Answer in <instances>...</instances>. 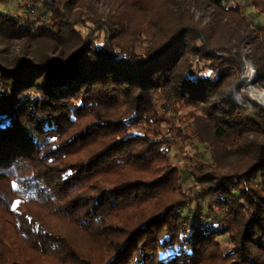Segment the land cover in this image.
Listing matches in <instances>:
<instances>
[{"label": "trees", "instance_id": "16d2710c", "mask_svg": "<svg viewBox=\"0 0 264 264\" xmlns=\"http://www.w3.org/2000/svg\"><path fill=\"white\" fill-rule=\"evenodd\" d=\"M44 9L50 27L0 13V38L30 48L0 58V264H264V108L237 87L256 45L264 89V26L224 0ZM184 110L212 161L187 169V189L170 143L190 138L165 120ZM209 197L225 217L186 227L180 211Z\"/></svg>", "mask_w": 264, "mask_h": 264}, {"label": "rangeland", "instance_id": "374dc122", "mask_svg": "<svg viewBox=\"0 0 264 264\" xmlns=\"http://www.w3.org/2000/svg\"><path fill=\"white\" fill-rule=\"evenodd\" d=\"M224 5L226 7H240L241 13L249 22L251 27L256 31L264 26V15L257 13L251 7V0H224ZM32 6V9L30 7ZM193 12L197 18L205 16V23H208L212 15L214 14V9L208 7L205 9H200L197 6H192ZM97 9L101 13H106L108 8L105 6V3L102 1L97 5ZM0 13H8L12 17H21L22 20H28L41 25L43 27H50L51 21L49 20V14L46 13L44 9V0H0ZM93 28L92 24L89 22L87 25H79L76 29L79 31L83 37H85L90 30ZM98 45L102 44L104 41V33L98 32L96 34ZM264 43V42H263ZM30 52V48L27 43L19 41H8L6 39L0 38V58L4 59L7 62H10L15 57H20L23 55L26 56ZM261 51L256 50V45L248 46L245 49L243 55V61L245 64V71L240 75L238 80L237 87L241 89L246 94H249L250 99H254V95L258 91H264L261 85L258 84V72L256 71L254 65L256 64L255 60H252V56L260 55ZM255 73V81L252 84H247L243 81L244 76ZM211 76L212 73L208 72ZM191 74L195 75V72ZM163 102H159V108ZM190 110H184L181 112L180 121H176L172 116H166L165 120L168 121L171 126H181L184 128L188 134V139L186 142L180 143L179 141H172L170 143V159L174 166L179 171L180 184L183 188L187 189L189 186H192L194 183L190 180V177L187 174V169L189 167L200 165L203 163L212 165L209 145L206 143H201L200 140L193 137V130L188 127L185 116L188 115ZM258 184V183H257ZM216 199L209 197L205 199L195 198L191 206L185 210L180 211V214L189 219V223H186V227L190 225V222L201 223L205 225L207 222L218 224L220 220L225 217L224 212L218 211L215 215L210 212V207L214 206ZM201 210L199 211V207ZM221 244L226 247L229 244V237L227 234H224L219 237ZM29 264H56L55 261H47L42 258L32 259Z\"/></svg>", "mask_w": 264, "mask_h": 264}, {"label": "bare ground", "instance_id": "6f19581e", "mask_svg": "<svg viewBox=\"0 0 264 264\" xmlns=\"http://www.w3.org/2000/svg\"><path fill=\"white\" fill-rule=\"evenodd\" d=\"M243 81H245V83L247 84H252L255 81V73L252 72L251 74L248 75L246 73V75L243 78ZM254 100H257L264 106V91L256 92V94L254 95Z\"/></svg>", "mask_w": 264, "mask_h": 264}, {"label": "water", "instance_id": "95a60500", "mask_svg": "<svg viewBox=\"0 0 264 264\" xmlns=\"http://www.w3.org/2000/svg\"><path fill=\"white\" fill-rule=\"evenodd\" d=\"M252 101L255 103H258L259 105H261L264 108V106L260 102H258L257 100L252 99Z\"/></svg>", "mask_w": 264, "mask_h": 264}, {"label": "snow or ice", "instance_id": "6c2138e0", "mask_svg": "<svg viewBox=\"0 0 264 264\" xmlns=\"http://www.w3.org/2000/svg\"><path fill=\"white\" fill-rule=\"evenodd\" d=\"M3 125H0V127H2ZM13 207H15V206H13Z\"/></svg>", "mask_w": 264, "mask_h": 264}]
</instances>
